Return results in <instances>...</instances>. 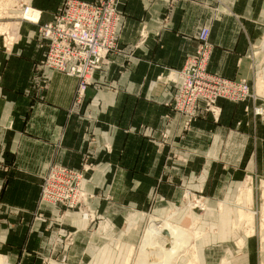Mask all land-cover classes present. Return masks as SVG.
<instances>
[{
  "label": "crops",
  "instance_id": "obj_1",
  "mask_svg": "<svg viewBox=\"0 0 264 264\" xmlns=\"http://www.w3.org/2000/svg\"><path fill=\"white\" fill-rule=\"evenodd\" d=\"M61 2L30 0L39 20L20 21L16 39L0 52L3 264H43L49 254L67 264H123V229L136 228L147 213L181 207L186 191H200L207 204L203 215L193 211L199 227L209 228L196 242L202 264L223 258L261 264L264 0H121L119 49L94 72L80 103L74 102L77 78L40 63L46 43L38 27L52 20ZM203 24L212 44L208 70L244 79L254 93L241 101L218 99V120L210 114L188 120L170 104L176 88L169 77L195 51ZM51 162L90 165L81 185L89 197L81 208L64 210L40 199ZM248 178L252 202L242 194V205L257 209L249 221L257 224L234 230V202ZM183 211L175 219L187 225ZM70 232L74 243L62 245L59 236Z\"/></svg>",
  "mask_w": 264,
  "mask_h": 264
},
{
  "label": "built area",
  "instance_id": "obj_2",
  "mask_svg": "<svg viewBox=\"0 0 264 264\" xmlns=\"http://www.w3.org/2000/svg\"><path fill=\"white\" fill-rule=\"evenodd\" d=\"M120 1L64 0L52 20L38 27V34L46 43L41 66L77 78L75 103L82 101L94 72L108 63V54L119 49ZM39 16L38 10L36 22ZM209 33V26L203 24L197 33L195 51L169 77L174 83L173 88H176L170 104L186 114L188 120L208 114L218 120L221 111L218 99L241 101L254 96L244 79L226 78L208 70L212 52ZM254 110L257 114L263 113L259 107ZM89 169L88 164L71 168L51 162L41 178L40 199L52 204L59 203L66 208L79 206L80 201L89 196L81 188L84 172Z\"/></svg>",
  "mask_w": 264,
  "mask_h": 264
},
{
  "label": "rangeland",
  "instance_id": "obj_3",
  "mask_svg": "<svg viewBox=\"0 0 264 264\" xmlns=\"http://www.w3.org/2000/svg\"><path fill=\"white\" fill-rule=\"evenodd\" d=\"M25 1L27 0H0V52L6 49V45L10 46L11 43L14 41V39H16L18 28H19V22L30 20V19L28 20L24 19L25 18V15H24ZM28 1L30 2V0ZM28 1H27V5L29 7H32ZM63 1L64 0H62L60 5H62ZM30 21H33V20H30ZM242 194L245 195L249 203L252 202V184H251L250 178L246 179L245 184L243 183L242 186H240L238 190V194L236 196L237 201L234 202L236 217L234 219H231V222H229V227L234 230L241 228L242 225H244V223L246 224V227L249 226L250 224L252 226L254 225V223H255V226L257 224V222L255 221L249 222L250 220L255 219L256 214L254 216V213L255 211H257V209L253 210L249 207L243 206L242 205ZM256 194H257L256 196H260V190H258ZM183 197L184 198L182 200L181 207L170 208L168 211H166L162 215L153 214L152 212L149 214L147 213V215L144 216V219L142 218L141 221L138 222L136 228L131 229V226L128 225L126 229H123L124 234H123L122 240L128 241V243L125 245L126 248H125V254H124L123 262H122L123 264H137L138 263V258H139L138 254L141 253V246H142V242L144 241L143 239L145 237L144 235H146L147 228L149 227L151 220L153 218L168 221L170 222L171 225H173L174 227L176 226V228L178 227V229L181 230L182 233H181L180 239L183 241L184 244L182 245L181 248L178 249V251L173 256V262L175 264H178L180 259L182 258L180 264L190 263L191 259L193 258V254H192L193 247L196 248L197 240L201 238L203 239L207 235V232L209 230V228L207 229V228L199 227L200 218L195 217L193 214V211L194 212L196 211V213L203 215L204 211L207 209V204L205 203V197H203V195L201 196L200 191L197 192V194H195L194 191H190V192L186 191V193L183 194ZM261 197L263 200L260 205V223L258 224H260V228L264 230V180L261 182ZM83 201H85V199ZM83 201L81 200L80 205L77 207L66 208L64 206V210H67V209L76 210V208H79V207L81 208ZM225 206L226 205L223 204V202H219L217 208L220 212H224V214L226 215ZM180 210L181 211L185 210L183 211V215H185L186 217L190 219V222L187 225L175 219L176 216L180 213ZM92 218L94 219V216ZM214 222H216V220ZM223 222H225L224 225L227 223L226 220ZM132 231H135L134 232L135 236L133 237H132L133 234H131ZM261 238L263 240L262 242L264 243V234H262ZM235 240L238 246L243 244L242 236H238L237 239ZM58 241L62 245L70 246L75 241L74 233H71V232L65 233L63 236H59ZM260 248H261L260 252H262L263 254L261 256V264H264V246H260ZM60 259H61L60 256L57 259V255L52 257L49 254L45 256L44 258H42V263L50 264L52 260H56V261H60V264H67L66 259H63V260H60ZM222 260H221L223 262L222 264H224L226 263L225 261L227 259L223 258ZM0 264H3L1 256H0ZM198 264H202L200 262L199 255H198Z\"/></svg>",
  "mask_w": 264,
  "mask_h": 264
},
{
  "label": "bare ground",
  "instance_id": "obj_4",
  "mask_svg": "<svg viewBox=\"0 0 264 264\" xmlns=\"http://www.w3.org/2000/svg\"><path fill=\"white\" fill-rule=\"evenodd\" d=\"M24 15V19L36 21L38 18V10L26 4ZM181 233V230L171 225L170 222L153 218L147 228L146 235H144L145 237L142 242L141 253L138 254L137 264H175L173 262V256L184 244L180 239ZM192 254L193 258L188 263L198 264V254L195 247H193Z\"/></svg>",
  "mask_w": 264,
  "mask_h": 264
}]
</instances>
